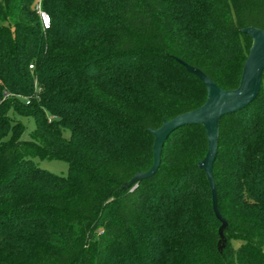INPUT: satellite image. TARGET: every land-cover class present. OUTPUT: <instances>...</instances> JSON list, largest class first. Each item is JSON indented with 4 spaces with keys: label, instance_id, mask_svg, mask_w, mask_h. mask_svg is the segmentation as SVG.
<instances>
[{
    "label": "trees",
    "instance_id": "16d2710c",
    "mask_svg": "<svg viewBox=\"0 0 264 264\" xmlns=\"http://www.w3.org/2000/svg\"><path fill=\"white\" fill-rule=\"evenodd\" d=\"M251 27L264 30V0H0V264H264V73L220 124L223 237L202 125L124 188L153 167L152 130L207 100L181 61L235 90ZM11 114L34 120L30 140Z\"/></svg>",
    "mask_w": 264,
    "mask_h": 264
},
{
    "label": "water",
    "instance_id": "95a60500",
    "mask_svg": "<svg viewBox=\"0 0 264 264\" xmlns=\"http://www.w3.org/2000/svg\"><path fill=\"white\" fill-rule=\"evenodd\" d=\"M242 32L253 39V45L244 65L240 86L232 91L223 90L200 69L181 61L190 73L197 76L204 83L208 91L207 100L201 108L180 115L171 121H165L160 129L152 130L155 137L153 167L147 172L136 174L124 187L125 189L131 188L139 182L156 175L161 166L164 145L176 130L185 126L202 125L206 129L208 137V152L198 166L206 173L212 190L213 210L217 219L222 223L220 228L221 237H223V231L227 227V221L222 217L218 208L217 187L214 178L220 124L224 117L247 108L257 99L261 92L264 73V30L251 27L244 29Z\"/></svg>",
    "mask_w": 264,
    "mask_h": 264
},
{
    "label": "rangeland",
    "instance_id": "374dc122",
    "mask_svg": "<svg viewBox=\"0 0 264 264\" xmlns=\"http://www.w3.org/2000/svg\"><path fill=\"white\" fill-rule=\"evenodd\" d=\"M16 120H19L22 124L26 126V131L23 135L24 140H30L31 134L35 130L36 125L32 118H24L20 117L14 114H11ZM70 133L68 131L65 132V136L69 137ZM34 162L39 167L48 170L52 173L58 174V175H67L68 173V164L64 161L60 160H40V159H34Z\"/></svg>",
    "mask_w": 264,
    "mask_h": 264
},
{
    "label": "built area",
    "instance_id": "2783aa9c",
    "mask_svg": "<svg viewBox=\"0 0 264 264\" xmlns=\"http://www.w3.org/2000/svg\"><path fill=\"white\" fill-rule=\"evenodd\" d=\"M39 15H40V18H41V21H42L43 28L45 30H48L50 28V26H51V18L49 16V14L46 13L45 11H43L39 7Z\"/></svg>",
    "mask_w": 264,
    "mask_h": 264
}]
</instances>
